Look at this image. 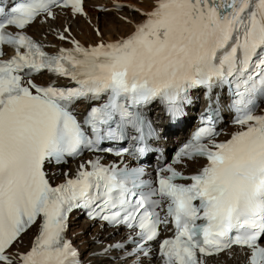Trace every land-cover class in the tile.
I'll use <instances>...</instances> for the list:
<instances>
[{
	"label": "snow or ice",
	"instance_id": "obj_1",
	"mask_svg": "<svg viewBox=\"0 0 264 264\" xmlns=\"http://www.w3.org/2000/svg\"><path fill=\"white\" fill-rule=\"evenodd\" d=\"M57 9L85 14L83 0H0V264H80L65 236L76 209L129 229L111 247L132 245L126 258L134 264H207L221 253L264 264V115L255 114L264 99V0H155L127 38L91 48L72 41V49L49 55L25 30L54 21ZM44 72L74 86L36 84ZM219 85H228L241 128L230 139L216 141L210 107L154 179L143 167L105 165L97 156L50 183L46 163L63 164L85 149L145 155L152 130L140 109L159 100L176 118L191 102L189 90L208 89L211 105ZM81 100L100 103L79 120L73 105ZM129 138L132 149L101 147ZM197 158L207 164L196 174L177 170ZM34 227L30 246L19 251ZM165 232L173 235L159 240Z\"/></svg>",
	"mask_w": 264,
	"mask_h": 264
},
{
	"label": "bare ground",
	"instance_id": "obj_2",
	"mask_svg": "<svg viewBox=\"0 0 264 264\" xmlns=\"http://www.w3.org/2000/svg\"><path fill=\"white\" fill-rule=\"evenodd\" d=\"M154 4L155 0H87L84 15H72L71 12L58 11L54 21L51 19L47 23L42 21L43 26H38L36 23L29 28L28 32L46 45L51 52H57L61 48L72 49L74 47L72 41L78 42L85 48H91L101 43L116 42L127 38L136 25L145 19L143 13L151 11ZM117 5H122V9L115 12ZM99 7H103L104 11H99ZM60 34H63L66 39L60 40ZM46 81L49 82V79L47 78ZM72 166L77 171V163H72ZM59 178L63 179L64 176H59ZM72 220L79 223L76 218ZM34 232L36 233L35 228L23 236L19 251L27 250L31 244H29V239L32 241ZM88 232H91L90 237H86ZM69 235L77 252L81 257L86 258L88 264H112L109 259H104V255H98V253L111 246L121 236V233L114 231H103L102 233L97 224L83 222L76 233L70 232ZM108 254L113 255L112 252ZM208 263L240 264V261L235 256L232 259L223 256L221 259H211Z\"/></svg>",
	"mask_w": 264,
	"mask_h": 264
},
{
	"label": "rangeland",
	"instance_id": "obj_3",
	"mask_svg": "<svg viewBox=\"0 0 264 264\" xmlns=\"http://www.w3.org/2000/svg\"><path fill=\"white\" fill-rule=\"evenodd\" d=\"M112 15H114V14H112ZM93 32H94V30H93ZM80 226H81V223H72L71 231L70 232H75L76 233L79 230V227ZM90 235H91V232L86 233V237H90Z\"/></svg>",
	"mask_w": 264,
	"mask_h": 264
}]
</instances>
